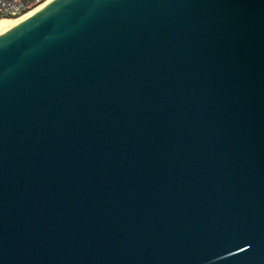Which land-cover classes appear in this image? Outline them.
<instances>
[{"label":"water","instance_id":"obj_1","mask_svg":"<svg viewBox=\"0 0 264 264\" xmlns=\"http://www.w3.org/2000/svg\"><path fill=\"white\" fill-rule=\"evenodd\" d=\"M0 264H264V0H51L1 33Z\"/></svg>","mask_w":264,"mask_h":264},{"label":"built area","instance_id":"obj_2","mask_svg":"<svg viewBox=\"0 0 264 264\" xmlns=\"http://www.w3.org/2000/svg\"><path fill=\"white\" fill-rule=\"evenodd\" d=\"M51 0H0V20L25 17Z\"/></svg>","mask_w":264,"mask_h":264},{"label":"bare ground","instance_id":"obj_3","mask_svg":"<svg viewBox=\"0 0 264 264\" xmlns=\"http://www.w3.org/2000/svg\"><path fill=\"white\" fill-rule=\"evenodd\" d=\"M29 15H27V16H29ZM27 16H25V17H27ZM25 17L18 18V19H1L0 20V34L3 33L4 31H6L11 26L17 24L19 21H21Z\"/></svg>","mask_w":264,"mask_h":264}]
</instances>
